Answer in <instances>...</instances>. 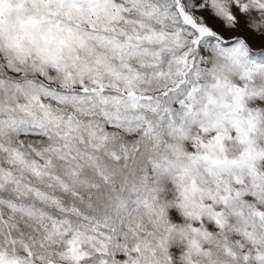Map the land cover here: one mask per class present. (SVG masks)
<instances>
[{
    "label": "snow or ice",
    "instance_id": "6c2138e0",
    "mask_svg": "<svg viewBox=\"0 0 264 264\" xmlns=\"http://www.w3.org/2000/svg\"><path fill=\"white\" fill-rule=\"evenodd\" d=\"M0 264H264V0H0Z\"/></svg>",
    "mask_w": 264,
    "mask_h": 264
}]
</instances>
